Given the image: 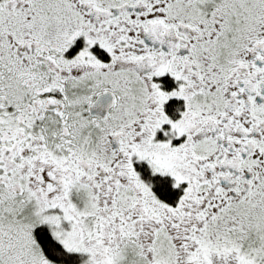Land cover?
I'll list each match as a JSON object with an SVG mask.
<instances>
[{"label": "snow or ice", "instance_id": "obj_1", "mask_svg": "<svg viewBox=\"0 0 264 264\" xmlns=\"http://www.w3.org/2000/svg\"><path fill=\"white\" fill-rule=\"evenodd\" d=\"M0 264H264V0H0Z\"/></svg>", "mask_w": 264, "mask_h": 264}]
</instances>
